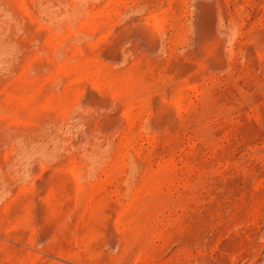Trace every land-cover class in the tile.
<instances>
[{"label": "rangeland", "instance_id": "374dc122", "mask_svg": "<svg viewBox=\"0 0 264 264\" xmlns=\"http://www.w3.org/2000/svg\"><path fill=\"white\" fill-rule=\"evenodd\" d=\"M0 264H264V0H0Z\"/></svg>", "mask_w": 264, "mask_h": 264}]
</instances>
